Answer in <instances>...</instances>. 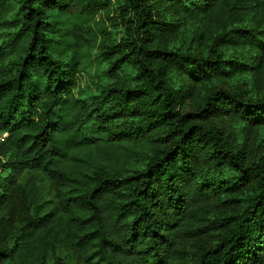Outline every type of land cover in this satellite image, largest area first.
Wrapping results in <instances>:
<instances>
[{
  "label": "trees",
  "instance_id": "1",
  "mask_svg": "<svg viewBox=\"0 0 264 264\" xmlns=\"http://www.w3.org/2000/svg\"><path fill=\"white\" fill-rule=\"evenodd\" d=\"M81 50L114 82L83 85ZM244 74L255 98L224 87ZM263 129L264 0H0V212L24 172L60 212L0 264L65 239L86 264H264Z\"/></svg>",
  "mask_w": 264,
  "mask_h": 264
},
{
  "label": "rangeland",
  "instance_id": "2",
  "mask_svg": "<svg viewBox=\"0 0 264 264\" xmlns=\"http://www.w3.org/2000/svg\"><path fill=\"white\" fill-rule=\"evenodd\" d=\"M234 54L242 63L251 64V51L239 50ZM79 55L82 56V74L79 77L83 85H87L94 91H97L114 82L112 79H106V76L102 73L106 65L104 66L97 62L95 51L93 54L88 52L84 54V51L81 50ZM249 79L250 76L244 74L227 80L223 84L228 89H233L237 86L241 87L247 92V96L255 98L253 96L256 94L252 92ZM187 106L188 104L183 106V108L188 110ZM217 123L226 129H236L241 126L240 123L229 119L220 120ZM4 138L5 135L0 137L1 140H4ZM262 138L264 146V129L262 130ZM19 183L26 187L27 192L20 197L15 214L7 209L0 212V248H5L8 251L17 249L15 247L18 239L17 229L21 218L23 219L32 211V218L34 219L47 215V220H54L60 213L57 210V198L55 197L53 186L45 174L41 172H24ZM62 242L63 246L60 247L59 252L54 256L48 255L44 261L39 259L34 260L33 257H26L27 259L25 260L21 252H16L17 257L15 259H7L3 264H86L77 255L73 247L67 246V239ZM191 249L194 251V248Z\"/></svg>",
  "mask_w": 264,
  "mask_h": 264
}]
</instances>
